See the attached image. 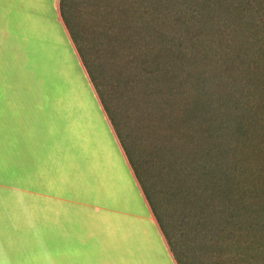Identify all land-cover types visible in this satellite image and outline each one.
Listing matches in <instances>:
<instances>
[{"label": "trees", "instance_id": "1", "mask_svg": "<svg viewBox=\"0 0 264 264\" xmlns=\"http://www.w3.org/2000/svg\"><path fill=\"white\" fill-rule=\"evenodd\" d=\"M179 1L187 8V13L177 14L176 17L165 14L169 2L173 5L170 8L178 5L179 2L173 0L131 1L134 5L122 3L120 9H117L118 16L114 18H112L114 14L112 9H109L111 6L108 5L104 14L105 22L110 25L105 28L102 26L98 36L96 35L97 38L94 36V39L95 41L99 39L100 44L104 42L108 53L114 51L113 48L117 46L128 45L131 48L132 59L136 64H108L112 69L108 74L112 79L109 92L113 91L118 105L136 120V124L144 132L143 138L155 144L156 161L159 159L162 161L164 157L175 159L167 173L160 166L161 171L156 174L158 176L156 178L161 181L165 177H170L173 181L181 180L182 187H188L186 183L196 184L190 193L189 190L184 192V202H188V206L197 211L190 209L187 220H181V223L183 221L187 223L186 232L183 234L186 245L182 252L178 251L174 240L161 225V220L143 194L174 264H186L189 253L191 264H246L244 258L246 244L241 245L238 237L231 239L232 231L228 230V227L235 222L238 225L241 222V213L233 209L235 205L237 206L235 200L247 211L251 206L245 203V199L253 198L254 194L243 191L245 194L230 193L226 196V191L222 190L219 195L218 192L215 195L212 188L217 181L216 183L212 181L210 173L200 172V163L206 160V163L210 164L206 157L213 159L214 152L210 149L208 153L212 152L211 156L200 155L198 149L201 144H194L193 139L197 129L202 125L211 126L213 117L209 114L214 101H217L221 105L219 108L225 112L229 111L227 116L231 115V117L225 121L224 116L218 115V118L216 116L219 119L216 131L212 135H205L209 145L214 146L213 141L221 135L224 143H230L228 141L231 135L242 136L245 137L244 141L247 140L245 133L249 128L244 127L240 112L244 110L249 115L251 108L238 105L237 102L232 101V96L238 83L249 84L252 87L255 83L264 86V52L257 46V41L264 35V21L263 25L259 23V19L264 17V0ZM58 7L72 49L62 32L58 33L61 37L59 39L49 34L42 26L25 24L24 27L19 28L16 36L22 47L24 61L23 64H19V68L17 67L18 71L13 69L10 72L19 76L33 77L30 85L26 83L22 86V91L43 98L39 108H36L40 111V115L45 117L40 122L38 152H40L41 167L49 166V169L62 163L64 159L68 161L67 165L70 168L73 166L74 157L70 148L73 146L75 136L72 131L82 129L76 124L77 121L84 119L87 122V119L81 116L84 113L83 98L87 97L92 103L91 107L86 105V111L92 108V105L97 110L99 106L109 120L102 99L105 94L101 92L95 78L90 76L83 62V59L84 61L86 59H82L84 54L77 42V35L72 31L65 16L64 0H60ZM140 7H143L144 11H141ZM171 33H174L173 38L178 41L182 33L185 34L182 35L185 39L181 47L171 50V42L167 41V36ZM62 49L65 53L67 50L70 53L72 63L69 64L70 69H66V65L64 66L61 61ZM71 50H74L77 57H74ZM36 54L40 59L35 63ZM45 58L54 59V64H44ZM158 59H161L160 63L156 62ZM77 61L80 64H77ZM86 63L89 64L87 61ZM175 64L179 65L180 70ZM195 64H201V67ZM203 64L209 65H206L205 69ZM211 64L215 66L210 67ZM248 64H255L254 68L251 70ZM198 68L204 71L198 72ZM241 74L243 76L240 78ZM78 83L80 88H84L85 94L78 88ZM220 92L225 97L219 95ZM179 97L187 99L180 107L181 113L179 112L176 117L175 110L173 115L171 110L176 106L175 104L180 103ZM64 106H70V110L64 109L67 114L62 113ZM68 115L72 117L70 119H73L74 127H70L72 122L68 120ZM250 118L252 126H255L260 119L264 120V112L260 115H251ZM109 124L113 128L110 120ZM226 133H228L227 137L224 135ZM114 134L116 136L115 131ZM116 139L118 140L117 136ZM185 140L190 143L183 148L179 144H185ZM205 151L207 152L208 148ZM123 154L134 176L135 173L124 151ZM8 167L9 183H16L17 168L11 164ZM35 167L34 162L27 163L24 157L25 180L21 182L26 188L34 187L35 182L29 174L31 172L28 171L35 170ZM195 174H198L196 178L193 176ZM61 178L57 177L59 182ZM47 181L44 179L40 183L45 186ZM137 198L139 209L136 213L146 215V208L139 196ZM225 200L230 204L229 207L223 206L220 209V204ZM197 201H200L199 205L196 204ZM218 201H220L219 205ZM244 214L249 213L244 212ZM216 218L224 223L208 227V224ZM34 219L33 214L24 212L22 227L13 225L15 227L10 226L9 230L11 241L16 242L15 237H19L23 243L24 264H56L50 260L57 259V256L70 260V263L62 264H109V262L110 264L114 262L115 264H153L148 258L143 259L140 252H137L140 254L137 256L131 249L121 251L119 247L114 248L113 245L105 247L102 253L101 241L88 240L89 236L83 241L74 239L77 232L74 233L70 225L66 227V232L62 233V228L57 229L55 226L39 227ZM38 244L43 247L42 251L36 249ZM160 249L166 264H172L161 246Z\"/></svg>", "mask_w": 264, "mask_h": 264}, {"label": "rangeland", "instance_id": "2", "mask_svg": "<svg viewBox=\"0 0 264 264\" xmlns=\"http://www.w3.org/2000/svg\"><path fill=\"white\" fill-rule=\"evenodd\" d=\"M131 1L134 0H64V9L68 23L72 31L77 35V42L84 54V57H81L82 59L85 58L89 63L87 65L86 61L83 59L87 71L91 77L95 78L101 92L105 94V99H102L108 118L113 124V128H111L109 120L104 112L103 115L106 124L109 126V131L121 152L122 158L125 160L124 162L126 163L129 176L134 183L132 182L131 185L127 171L125 167H123L115 148L111 142L107 141L105 130H103L102 122L98 115L93 109H89L87 113L86 103L89 102L88 105L91 107L92 103L90 99L86 101V99L83 98L84 113H82L81 116H84L87 122H85L84 119L83 121H77L76 124L80 125L82 129L72 131L75 136L72 144L74 146L72 154L74 157L73 166L70 168V166L67 165L68 161L64 159L62 163L50 168V171L47 172L50 174L49 177L54 178L55 183L45 186H42L40 183L37 187L39 190L43 191V193L46 191L52 195H61L64 193L65 195L61 196L74 199L82 197L86 202H89V208L78 210L74 207L75 205L59 203L56 199H48L45 196H33L31 199L32 206L30 200L27 201V198H25L23 209L24 212H28L29 214H32V207H34V210L40 209L42 224L47 225V227L56 226V224L57 226L60 225L62 233H65L66 227L70 225L73 232H77L74 239L83 241L89 236L87 238L88 240L101 241L100 251L102 253L105 251V247L107 248L113 245L114 248L119 247L121 251L131 249L133 253L135 251L137 256L142 254L141 256L143 259L146 257V259L148 258L153 264H166V260L160 249L161 246L170 262L174 264L163 235L144 199V195L152 208H154L153 210L156 216L161 220V225L174 240L176 248L178 251L182 252L186 245L183 234L186 232L185 225L187 223L184 221H186L187 217L190 215V209H192V211H197L189 207L188 202H184V192L189 190L188 193H190L193 189L192 187L196 184L186 183L188 187H182L181 180L173 181L170 177H165V179L162 180L165 182L163 183L161 179L156 178V174H159L158 172L161 171L160 166H162L164 172L167 173L170 169V165L175 159L164 157L162 161L160 159L156 161L155 144L143 138L145 136L144 132L140 130V127L136 124V120L128 115L127 110L118 105L113 91L109 92L112 79L109 78L108 74L112 72V69L111 67L109 68L108 64H136L134 62L135 60L132 59L133 55H131V48H129L130 46L128 45L117 46L113 48L114 51L108 53L106 44H104V42L100 44L99 39L96 41L94 39V36L96 37V35L98 36L100 33L99 30L102 29V26L105 28V26L107 27L110 25H107L105 22L106 15L104 12H106L107 6H111L109 9H112L114 13L112 18H114L116 15L118 16L117 12L122 3H132L134 5ZM173 1L179 2L178 5L174 6V8H170V6L173 5L169 2L165 9V14H169L170 17H174L175 15L176 17L177 14L184 15L187 13V8L183 4H180L181 2L179 0ZM5 7L6 6H0V9L3 10ZM28 7H31V10L16 12L18 16L27 19L30 18L32 20L43 18L44 21L47 22L45 30L61 39L55 27L50 23V21L53 20L54 13L50 12L49 9H54L55 5H29ZM16 9H19V6H16ZM46 9H48V11ZM140 9L144 11L143 7H140ZM2 13L5 14V12ZM57 16L63 32L72 46L60 18L58 7ZM263 21L264 17L259 19V23L262 25ZM33 31H39V29H33ZM149 31L152 33L150 29ZM173 34L174 33H171L167 36V41L171 42V50L181 47L182 41L185 39V37L182 36L185 35L184 33L180 36V41L173 38V36H175ZM262 36L263 37L257 41V46L264 52V35ZM167 46L166 44V47ZM61 53V61L64 66L66 65V69H70L69 64H72L70 53L68 50L65 53L63 49ZM39 59L40 57L36 54L34 56L35 63L39 61ZM160 61L161 59L156 60V62L159 63ZM177 61L178 60H176V62ZM43 62L44 64H54V59L45 58ZM57 63L62 64L59 62ZM195 65L201 67V64ZM206 65L208 66L209 64H203V67ZM254 65L255 64H248L251 70L254 68ZM214 66L215 64L210 65V67ZM175 67L180 70L178 64H175ZM197 71L202 72L204 69L198 68ZM242 76L241 74L240 78ZM77 86L80 91L85 94L84 88H80L79 83ZM219 95L224 96L221 92ZM186 99L185 97L178 98L180 103L175 104L176 106L171 110L172 115L174 110L176 117L179 115V112L181 113L180 107L186 103L184 102ZM263 99L264 86L257 83H255L253 87L249 84L238 83L237 89L233 93L232 101L237 102L240 106L245 105L247 108H251V114L249 115H247L244 110L240 112L242 123L244 122L247 124L243 123L244 127L249 128L247 133H245L247 138L246 141L243 140L245 137L242 138V136L231 135L228 141L230 143H224L222 142L223 137L221 135L220 138L213 141L214 146L209 145L205 135H212L216 131L219 122V119H217L218 115L224 116L223 120L225 121L229 120L231 117V115L227 116L229 111L225 112L219 108L221 105L217 101H214L209 114V116L211 115V117H213L211 126L209 125L207 127L206 124L200 125L201 127L197 129L195 138L193 139L194 144H201L198 149L200 155L212 154V152L208 153L210 149L214 152L213 159H210L211 157H206V159L211 162L210 164H207L206 160L200 163V172L210 173L212 181L215 183L217 181V184L212 188L215 195H217V192L219 195L222 190L226 191V196L230 195V193H240L241 195V192L245 194L248 191L254 194L253 198L245 199V203L251 206L247 211L242 209L235 200L237 206L234 204L235 206L233 209L241 213V222L239 225L235 222L228 227V230L232 231L231 239L239 238L241 245L246 244L244 250L246 264H264V120L262 121L260 119L255 126H252L250 118L251 115H260L261 112H264V107H262L264 102ZM64 109L70 110V106L63 107L62 113L67 114ZM73 110L75 109L73 108ZM70 118L72 117L68 115V120L72 122L73 119ZM71 126L74 127L75 124L72 122V124L70 123V127ZM112 129H114L118 140ZM224 135L227 137L228 133ZM211 140H213V138H211ZM189 143L190 141L185 140V144L180 143L179 145L184 148L187 147ZM120 145L135 173L134 176L126 162ZM207 148L208 151L206 152L205 150ZM197 175L198 174H195L193 176L196 178ZM57 177H62L61 184ZM134 189L137 190V194ZM137 195L146 208L147 218L144 219L145 221L140 219L141 216L136 213L139 209V207H137ZM204 195L206 196V194ZM22 202L23 198L19 199L17 202V197L14 193L8 194L4 189L0 190V206H3V212L7 210L4 205L8 204L9 206L10 204L9 210L11 209V211L7 210V213L10 212V222H12L11 217L16 216V212L18 214L16 210H20ZM225 202L226 200L220 204V209H222L223 206L229 207L230 204ZM219 203L220 201H218V205ZM196 204L199 205L200 201ZM11 206H14L15 211ZM244 212H248L249 214L243 215ZM216 217L221 218V216ZM217 218L213 222L211 221L208 227H214L219 223H224V221H222V223L218 221ZM181 220H184L182 222L183 225ZM232 222L233 221H231V223ZM147 224H150L154 231H152L149 227L150 225L148 226ZM11 225H16L18 227V224ZM15 239L16 242L20 243V248H18L20 250L18 251L15 246H13L15 244L10 242V253L15 254L16 252H23V243L21 239L19 237H15ZM12 242L14 241L12 240ZM36 249L42 251L43 247L41 244H38ZM137 252H140V254ZM189 254L186 264L192 263ZM57 257V259L50 260V262L56 264L70 263V260L63 256Z\"/></svg>", "mask_w": 264, "mask_h": 264}, {"label": "crops", "instance_id": "3", "mask_svg": "<svg viewBox=\"0 0 264 264\" xmlns=\"http://www.w3.org/2000/svg\"><path fill=\"white\" fill-rule=\"evenodd\" d=\"M59 2L60 0H0V6H6L3 10L0 9V91L2 93L0 94V190L4 189L8 194L14 193L17 197V202L19 199L23 198L20 210H16L18 211V214L16 212V216L11 217L12 222H10V212L7 213L10 204L9 206L8 204L4 205L5 209H7L4 212L2 210L3 206H0V264H24V254L22 252H16L15 254L10 253V242L15 244L13 246H15L18 251L20 250L18 249L20 248V243L12 242L10 240L9 229L10 226H13L11 224H18V227H22L25 198H27V201L30 200V204L33 196H45L48 199H56L59 203L75 205L74 207L78 210L89 208V202H86L82 197L74 199L61 196L65 195L63 192L61 195H52L47 191L43 193V191L38 189L37 186L40 182L50 176V174L47 173L50 171L49 166L41 167L40 152H38L40 137L39 127L41 126L40 122L43 121L45 117L41 116L40 111L36 108H39L43 98L40 96H34V94L30 92H26L25 94V91H22V86L26 83L30 85L33 81V77L19 76L16 73L10 74L13 69L17 70L19 64H23L24 61L22 47L16 39L18 31L20 30L19 28L28 24V26L39 25L46 29L47 23L43 18L37 20H32L30 18L27 19L18 16L16 12H26L31 10V7H28L29 5H55L54 9H49L50 12L54 13L53 20H51L50 23L55 27L57 33L62 32L65 38H67L57 16ZM16 6H19V9H16ZM46 10L48 11V9ZM2 12H5V14ZM71 51L72 54L75 55L74 57H77L74 50ZM77 64H80L79 61H77ZM84 99L88 101L87 97ZM88 104L89 103H86V105ZM92 109L100 118L103 130H105L107 136V141L111 142L115 148L123 167H125L127 171L128 178L132 185L133 180L129 176L126 163L124 162L125 160L122 158L121 152L109 131V126L106 124L103 112L99 106L97 110L92 105L90 110ZM88 111L89 110H87V113ZM70 149L72 150L71 154H73V146ZM24 157L25 160H27V163L34 162L36 165L35 170L28 171L31 172L29 174L35 182L34 187L32 188H26L24 187V184H22L23 180H25L24 173L26 171V169L24 170ZM9 164L16 166L17 168L16 183H9ZM47 180V184L55 183L54 178L51 179V177H49ZM60 180L62 182V178ZM135 191L137 194V190ZM11 208H14V206H11ZM31 210L38 226H47L42 224L41 210H34V207H32ZM9 211H11V209ZM144 214L138 213V215L141 216L140 219L143 221L147 218V214ZM131 216L134 217L133 215ZM55 227H57V229L61 228V226H57V224ZM149 227L152 230V226L150 225Z\"/></svg>", "mask_w": 264, "mask_h": 264}]
</instances>
